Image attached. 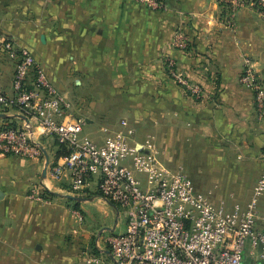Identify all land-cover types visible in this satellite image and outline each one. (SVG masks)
<instances>
[{
    "label": "crops",
    "instance_id": "1",
    "mask_svg": "<svg viewBox=\"0 0 264 264\" xmlns=\"http://www.w3.org/2000/svg\"><path fill=\"white\" fill-rule=\"evenodd\" d=\"M161 1L155 11L135 0H0V91L13 94L10 42L66 95L82 135L101 144L126 122L132 145L147 153L151 144L214 205L243 204L264 173V117L239 78L249 57L264 82V17L243 7L228 26L216 0ZM177 30L186 51L172 46ZM168 57L200 98L168 77ZM25 121L18 107H0V125ZM35 129L36 157L0 156V264H84L90 254L113 264L107 239L124 229L117 207L95 180L77 194L67 174L54 178L65 154ZM89 206L110 207L112 225L94 228Z\"/></svg>",
    "mask_w": 264,
    "mask_h": 264
},
{
    "label": "built area",
    "instance_id": "2",
    "mask_svg": "<svg viewBox=\"0 0 264 264\" xmlns=\"http://www.w3.org/2000/svg\"><path fill=\"white\" fill-rule=\"evenodd\" d=\"M151 10H164L161 0H135ZM225 11L224 22L233 26L243 7L264 17V0H216ZM172 46L186 51L189 39L181 30ZM2 48L14 62L12 96L0 91V107H18L26 121L15 128H1L0 156L36 157V127L53 135L67 154L52 168V176L68 175L71 191L81 193L96 181L100 196L117 207L124 221L122 232L107 239L113 264H264V223L258 197L264 193V173L243 203L214 205L196 190L181 170H171L159 152L147 143V153L130 143L132 130L105 137L101 144L82 135L83 121L71 115V104L50 81L27 49L5 42ZM168 77L184 91L200 98V86L188 79L175 60H165ZM254 93L259 118L264 117V82L249 57L239 78ZM145 184V185H144ZM84 264H108L90 254Z\"/></svg>",
    "mask_w": 264,
    "mask_h": 264
},
{
    "label": "rangeland",
    "instance_id": "3",
    "mask_svg": "<svg viewBox=\"0 0 264 264\" xmlns=\"http://www.w3.org/2000/svg\"><path fill=\"white\" fill-rule=\"evenodd\" d=\"M264 197V193L258 197V203L260 205L261 203V214L259 215V222L260 224L264 223V200H262ZM262 200V201H261ZM107 204V203H106ZM88 208V219L87 220H93L92 224H94V228L96 227H107L112 225V222L114 220V213L111 211V208L107 206L109 209L108 213H104L102 211H99L96 207L89 206Z\"/></svg>",
    "mask_w": 264,
    "mask_h": 264
},
{
    "label": "trees",
    "instance_id": "4",
    "mask_svg": "<svg viewBox=\"0 0 264 264\" xmlns=\"http://www.w3.org/2000/svg\"><path fill=\"white\" fill-rule=\"evenodd\" d=\"M1 128H15V126H13V125H1ZM60 148L62 149L63 154H67V150L65 149V147L60 146Z\"/></svg>",
    "mask_w": 264,
    "mask_h": 264
},
{
    "label": "water",
    "instance_id": "5",
    "mask_svg": "<svg viewBox=\"0 0 264 264\" xmlns=\"http://www.w3.org/2000/svg\"><path fill=\"white\" fill-rule=\"evenodd\" d=\"M136 148L140 151L141 146L138 145ZM72 198H75V197H72Z\"/></svg>",
    "mask_w": 264,
    "mask_h": 264
}]
</instances>
